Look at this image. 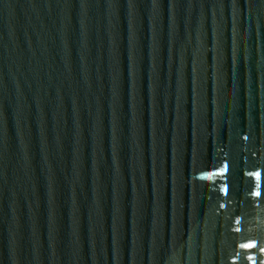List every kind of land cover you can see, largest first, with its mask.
I'll return each instance as SVG.
<instances>
[{
    "label": "water",
    "instance_id": "1",
    "mask_svg": "<svg viewBox=\"0 0 264 264\" xmlns=\"http://www.w3.org/2000/svg\"><path fill=\"white\" fill-rule=\"evenodd\" d=\"M262 248L264 0H0V264Z\"/></svg>",
    "mask_w": 264,
    "mask_h": 264
},
{
    "label": "snow or ice",
    "instance_id": "2",
    "mask_svg": "<svg viewBox=\"0 0 264 264\" xmlns=\"http://www.w3.org/2000/svg\"><path fill=\"white\" fill-rule=\"evenodd\" d=\"M255 175H259V173H256ZM254 244H247V245H243V247H253ZM261 251H264V248L261 249Z\"/></svg>",
    "mask_w": 264,
    "mask_h": 264
}]
</instances>
